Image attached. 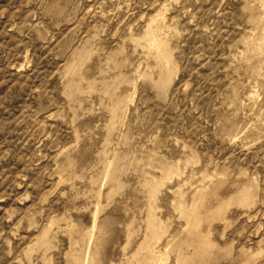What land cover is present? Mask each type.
<instances>
[{
	"label": "rangeland",
	"instance_id": "obj_1",
	"mask_svg": "<svg viewBox=\"0 0 264 264\" xmlns=\"http://www.w3.org/2000/svg\"><path fill=\"white\" fill-rule=\"evenodd\" d=\"M0 264H264V0H0Z\"/></svg>",
	"mask_w": 264,
	"mask_h": 264
},
{
	"label": "bare ground",
	"instance_id": "obj_2",
	"mask_svg": "<svg viewBox=\"0 0 264 264\" xmlns=\"http://www.w3.org/2000/svg\"><path fill=\"white\" fill-rule=\"evenodd\" d=\"M153 28V27H152ZM156 29V28H155ZM154 32L155 31H153V29L152 30H150V33H151V35L153 36V34H154ZM149 33V32H148ZM153 39V38H152ZM152 45V44H151ZM158 45V44H157ZM159 48V47H158ZM162 48V47H161Z\"/></svg>",
	"mask_w": 264,
	"mask_h": 264
}]
</instances>
